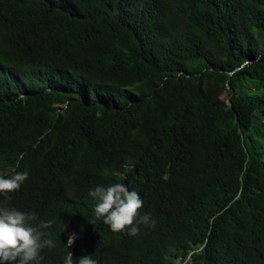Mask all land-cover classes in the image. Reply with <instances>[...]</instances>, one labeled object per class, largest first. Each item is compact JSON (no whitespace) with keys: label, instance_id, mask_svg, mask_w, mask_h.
Masks as SVG:
<instances>
[{"label":"trees","instance_id":"obj_1","mask_svg":"<svg viewBox=\"0 0 264 264\" xmlns=\"http://www.w3.org/2000/svg\"><path fill=\"white\" fill-rule=\"evenodd\" d=\"M24 171L0 204L53 221L39 264H264V0H0V175ZM114 183L155 228L95 218Z\"/></svg>","mask_w":264,"mask_h":264},{"label":"clouds","instance_id":"obj_2","mask_svg":"<svg viewBox=\"0 0 264 264\" xmlns=\"http://www.w3.org/2000/svg\"><path fill=\"white\" fill-rule=\"evenodd\" d=\"M28 180V172H17L10 178L0 175V196L10 201V194L20 190ZM95 201L94 216L108 225L113 233L127 232L136 237L140 234V226L155 228L156 222L149 214H140L143 199L135 190L123 183L110 186L98 185L89 191ZM90 223V222H89ZM53 221L38 220L36 213L23 212L6 204H0V264H39L41 251L55 247L51 239H44L45 229L52 226ZM77 235L68 237L66 247L72 248ZM64 264H73V255L69 252ZM78 264H99L93 257L85 256Z\"/></svg>","mask_w":264,"mask_h":264},{"label":"rangeland","instance_id":"obj_3","mask_svg":"<svg viewBox=\"0 0 264 264\" xmlns=\"http://www.w3.org/2000/svg\"><path fill=\"white\" fill-rule=\"evenodd\" d=\"M224 97H226V95Z\"/></svg>","mask_w":264,"mask_h":264}]
</instances>
